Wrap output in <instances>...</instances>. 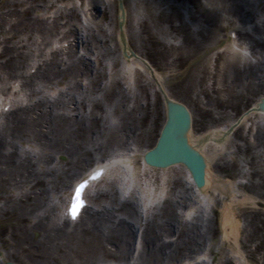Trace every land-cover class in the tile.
<instances>
[{
  "label": "bare ground",
  "instance_id": "obj_1",
  "mask_svg": "<svg viewBox=\"0 0 264 264\" xmlns=\"http://www.w3.org/2000/svg\"><path fill=\"white\" fill-rule=\"evenodd\" d=\"M217 1L219 2V8H222V4L232 5L233 13H237L239 16L243 13L246 15V12L242 10L244 7L243 0ZM48 2L49 0H0V34L7 33L9 35L2 42V44H6L3 50L6 58L0 64V81L4 82L5 79L13 77L16 71L26 62L27 53L21 50L22 46L19 49H15V47L10 45L11 43H16L15 40L18 43L21 42L20 37L22 36L30 40L31 36L35 34L47 38L59 28L56 23L47 25L46 22H40L29 17L30 13L41 10ZM122 2L126 6L125 0H122ZM95 3H97V0H95ZM24 4H27L28 8L21 11L17 10L18 5L23 6ZM116 4V0H114L113 5L115 8L113 9V5L111 6L115 26ZM9 21H12V24L9 25L7 23ZM203 21L213 24L215 30L220 31L221 27H218L217 22L212 19L203 18ZM6 24L9 25V28L8 30H3ZM215 30L213 29V33H215ZM74 31L76 30L74 29ZM71 32L73 33V31ZM125 37L128 39L127 34ZM90 38L92 39L93 37ZM118 50L120 51L119 47ZM70 52L68 50L63 53L68 56L67 62L62 59L59 60L55 55V58L53 57L49 63H46L37 72L35 78L34 76L31 78L26 77L28 80L24 85L29 86L33 81H37L43 86H48L53 83L60 84L63 80L71 81L72 87L70 91L77 89L76 78L86 74L89 66ZM261 57L264 58V54L262 55L261 53ZM129 64L141 65L138 60H130ZM235 73L237 79L242 76L247 82H251L249 81L250 79L258 81L256 90H258V94L261 93L264 96V91H262L264 90V84L263 81L259 80L261 71L258 67L253 66L249 70L236 71ZM164 89L168 92V96L174 97L166 87ZM93 90H96V88H93ZM71 94L72 92L67 93L66 96H70L69 98L71 99ZM104 99L119 117L122 123L120 126H105L104 121L100 118L97 119L96 116H92V119L88 122L82 120L79 122L75 118L55 113L50 108L42 109L41 105L34 108H21L10 115L5 127L0 131V198L3 200V204L0 207V216L9 213L15 216L14 224L17 223L8 232L9 240L5 241L11 253L8 251L7 253H1L0 264L4 259H18L20 257L30 264H63L61 258L55 260L53 257V253L55 254L62 248L59 242L55 241L59 240V238H68L71 235L67 234L61 227L49 229V226L44 222L45 214L40 212L46 209L50 193L58 196L60 192H64L67 182L80 176L85 167L94 158L104 156L109 151L114 152L118 149H123L128 140H132L139 146H145V144L150 142L154 127L161 115L160 112L152 114L149 118V123L145 124L144 120L137 119L135 115L129 117L120 111L117 104H122L125 97L121 94L119 88L113 90L111 95L105 96ZM245 101L247 100L245 99ZM65 104L64 100L58 102V106L63 107ZM232 104L235 105L233 107H237L238 102L236 101ZM95 107L98 109L97 104ZM238 108L239 106L232 109L235 111ZM226 115L228 116V114ZM99 122L102 129L97 125ZM210 122L212 124L208 125L202 133H197L192 142L198 146L207 160L210 161L204 195L207 196L211 192H216L220 196L222 208L219 211V216L208 218L200 221V223L196 222L185 229L181 226L179 230L178 226H175L177 218L173 211V206H178L188 200L187 195H184L185 190L182 189L179 192L178 199L173 202L174 205L169 203L165 218L162 216L164 220H160L159 223L151 221L148 225V231L143 238L142 249L144 255H142L140 264H168L173 260L189 257L195 252L204 250L206 244L214 239L216 230L222 234L218 248L226 247L228 240L232 239L234 252L244 264H248V260L246 262L245 255L241 250L248 248V240L251 234L253 236L256 235L257 238L255 239L261 240L260 243L262 244L259 248L264 245V235L261 233L255 234L259 232L256 227L252 229V233L246 234L244 242L238 239L240 221L234 207L237 205H258V200L257 197L242 190L239 185L236 186L233 180L222 178L216 173L213 162L228 149L227 145L230 137L224 131L229 125L217 127L218 124H213L214 122L211 120ZM92 136H95V138L91 141ZM263 142V134L262 136L260 133L257 134L254 150L262 146ZM28 143H32L39 148L38 158L35 155L31 157L29 154H23L19 151V144ZM7 147L11 150L8 151ZM130 151L133 152L134 150ZM131 152L118 156V160H121L128 169L132 168L135 160V156H132ZM254 153L255 151L251 152L252 157H254ZM52 154L63 155L65 166L60 171H55L52 168H39L38 166L40 165L51 164L53 161ZM32 159H35V162ZM163 174H165L164 171L161 174L162 177H164ZM113 175H121L123 183L127 187L130 186V183L125 182L127 170L119 171L114 169ZM257 176L261 178L260 182H251L252 187L256 190L264 183V176ZM129 177L133 181V174ZM140 179L142 180H139L137 188L139 194L144 197L141 198L144 205L145 201H150L151 199V184L145 174ZM141 182H143L144 188ZM12 186L26 188L29 191H24L21 198H13L8 195V190ZM153 187L154 184L152 183V189ZM161 191L163 189H160ZM1 192H5V194H1ZM154 192L157 194L156 189ZM120 208L129 209L136 213L135 209L128 204L120 206ZM187 208L189 206H186L183 211ZM104 212L108 211L89 214L86 220L80 224L79 237L80 239L85 238L86 243L80 249L86 255L85 264H95L97 260L103 257L125 258L130 253L128 241L129 236L133 232L130 225L122 218H115L114 215L109 216ZM250 215L251 223L256 213H251ZM31 218H34L32 223L29 222ZM243 218L247 225L248 219L245 215ZM178 230L177 239L179 242L173 244L170 241H159V238L166 232L171 231L175 234L174 231ZM34 232H38L39 235H33ZM71 244L73 245L72 241ZM107 245L114 246L117 253L110 250ZM67 246L64 245L65 248ZM61 257L66 259L68 254H63Z\"/></svg>",
  "mask_w": 264,
  "mask_h": 264
},
{
  "label": "rangeland",
  "instance_id": "obj_2",
  "mask_svg": "<svg viewBox=\"0 0 264 264\" xmlns=\"http://www.w3.org/2000/svg\"><path fill=\"white\" fill-rule=\"evenodd\" d=\"M57 1L58 0H53L52 2L54 3ZM146 1L150 5L148 4L145 5L144 3H146ZM169 1L171 0H129L128 6L131 12H130L128 24L130 26V33L132 34L131 43L140 53L145 54L156 65H159L162 62V59L164 63H166V61H168V58L171 55L175 56L176 53H179L180 56H183L182 61L180 62L179 65L177 63L176 67H171L168 69L166 78L168 79V87L171 93L174 95V97L182 101H185L186 104L190 107L192 114H193L195 131L202 132L203 130H205V127L207 125L212 124L210 120L213 122H216V124L218 122H220L219 124H223V123L226 124L227 122L229 123L231 120H234L240 114L242 110H245L247 106L251 105L255 100H257L256 95L258 93V90H256V86H254L257 83V81H254V79H250L249 81L251 82H248V84H246L247 81L245 80L244 77L241 76L239 79H237V76L235 73L236 72L235 70H237V68H234L235 66H231L228 68V70H226L224 77L221 83L218 84V86H214L212 84L213 79H210L208 77L209 75L208 71L211 70L208 68V59L210 58L209 56L213 52L211 51L210 55H208L207 52L210 48H212L214 44L218 42V40H221L222 38H224L225 30L222 32H219L217 29L215 30V26L213 24L204 22L203 18L212 19L213 21L217 22L218 27L220 26V24L224 25L225 27L230 18L232 19L236 18L238 15L232 12V5H228V4L224 5L221 3L223 6L222 8H219V2L217 0H209L205 6L195 5L193 3V0H189L188 2L191 5L186 4L184 6L183 11L172 10L167 13H172L173 15H176L175 18H177L178 16H181L182 20L186 24V28L190 27L191 32H189L188 34L184 33L183 35H186V37L182 36L181 39L175 38L173 43H166L169 41L171 42L172 40L171 32L168 29L167 24L164 21V19L162 17H158L157 14L162 9H165V11L167 10V4ZM179 3L180 2H175V4H179ZM74 10L76 13L80 11V9L78 8ZM108 10L111 11V13L109 14L108 18L106 19L103 25L97 26L95 21H93L92 19H88L86 21L87 23L83 25L86 30V34H87L86 40H89L90 47H92L94 51L96 50V53H98L100 59L102 58L103 64L108 63V61L111 62V60L113 59L112 57L116 58L119 54L117 50L115 51V49H117L116 44H115L116 32L114 31V26H113V15H112L113 12L112 10H110L109 5H108ZM133 14L139 15L140 20L145 21L144 24L141 23L140 26L136 25L135 27H133L132 24L130 23L131 16ZM33 16L35 17V15H33L32 13V17ZM107 25L110 28L109 32H108L109 29H107ZM143 25L146 26V28L145 27L144 28L147 33L144 32ZM99 28L100 29L103 28V31L107 33L108 35H110V36L107 35L108 39L110 40L108 43L104 44V42L100 41L99 37L101 36H99L100 34H97V29ZM213 29L215 30V33H213ZM149 31L153 37H151V35L149 34ZM91 35L93 37L92 39L89 38V36ZM147 35L149 37H147ZM144 37H147V39H144ZM34 39H35V36H33L31 40L34 41ZM248 41H246L245 39V42H248ZM26 45H28L26 48L27 53H28V50L31 44L26 43ZM108 47L113 50L109 49ZM174 47H179V48L175 49ZM164 50H165V53L164 55H162ZM258 50L259 49L257 47L256 49H254V51H258ZM72 52H74L73 49H72ZM184 58L185 60H183ZM197 58L201 59V61L197 62L196 64L191 65L187 70L188 73L186 74L187 75L186 79H184L182 82L178 84L177 80L181 72L187 66H189L191 61ZM257 61L258 59H256V62H253V64H256ZM173 64L174 62L170 63V65H173ZM257 65L263 68L264 61L262 62L259 61ZM89 75L90 74H88V77L84 76L82 78L84 81L87 82V86L86 87L83 86L81 89L83 92H80L78 87H77L78 90L75 89L73 91V93L76 94L74 95V99L75 97H77L78 100L80 99L81 101H84L87 104L90 103L91 100H98L103 107L102 120L108 121V124H109L110 122H113L115 112L113 113L112 108L110 107L109 103L104 100L103 98L104 95L102 96L101 92H95V90H93L94 86H89V83L91 81V80L89 81ZM116 75L117 73L114 74V78L116 77ZM226 76H228L227 79H225ZM91 78H94V77L91 76ZM103 80H105V74L102 71L100 76L95 78L94 85L96 87L99 86V84ZM76 84L77 86H80L79 79H77ZM215 87H218L217 92L213 91V88ZM202 88L208 90V93H209L208 97H204V94L201 91ZM142 91H143V87L140 91V95H143ZM251 93H253L254 95ZM63 95H65V92L59 94L58 98H61V96ZM245 99L247 101H245ZM57 100L58 99L56 100L52 99L51 101H53V103H57L59 102ZM236 101L238 102L236 106L237 107L239 106V108L234 111L232 108H237V107H233L235 105H233L232 103ZM70 105H72V103H70L68 106H64V109L62 110L64 115H68L67 111L72 108ZM161 106H162L161 102H158L156 104L157 108L153 111H152L153 106H149L146 109H139L138 107L134 115H136V117H139L141 121L144 120L145 124H148L149 123L148 117H151L154 111L159 110V112L163 114L161 111ZM204 106H207L206 107L207 109L203 110ZM98 114L101 115L100 113ZM226 114H228V116ZM144 115H146V118H141ZM162 116L160 115L158 119V124L154 127L152 136L150 138L151 139L150 142L145 144V146H148V145L151 146L154 143L156 136L158 134L160 123L162 121V120L160 121ZM246 136H247V133L245 132L244 129L241 128L240 130L236 131L233 134L228 144V149L225 151V154L223 153L221 157L216 158L214 167H215L216 172L219 175H221L222 178H226L229 176L231 177V175L237 172L236 169L239 170V168L241 167V164L243 165V162L250 163L249 166L251 167L252 171L260 172L259 174H256V175L264 176V171H263L264 167H262V155L264 154V150L258 152L257 149L254 150L253 147L249 146L252 152L255 151V159H252L250 155L245 154L243 149H245V147L248 146ZM94 138L95 136H92L91 141ZM19 148L21 152L34 154L36 158H38V155L40 153L39 148H36L34 146H29L26 144L20 145ZM142 148H144V146H140L138 149H142ZM238 150H241V151H238ZM229 152H231V154ZM112 153H113L112 151H109L107 155L105 156H108ZM231 157H234L236 161L235 162L236 166L233 165V163L231 162ZM33 161L35 162V159H33ZM252 161L255 163L254 165ZM46 166L47 165L45 164L44 167L48 168ZM62 166L63 165L61 164L60 168ZM180 176H181V172L175 175L176 181H174V183L172 184V191H170V196L168 198V201L163 203L161 206L153 209L152 210L153 213L150 212L148 214L147 219L145 220L152 221L153 223H159L160 220L161 221L164 220L165 214L163 213H165L167 207L169 206V203L172 202L173 204V202H175L178 199V196H179L177 195L178 192L182 190V186L184 187L186 185L181 180ZM256 177L258 178L257 182H259L261 179L258 176H254L252 177V179ZM185 187L188 190V193L192 191L188 188V186H185ZM17 189L18 187L10 188V193L14 194L13 190H16L15 193L19 192V190ZM244 189L247 190L249 193L253 194L255 197H257L258 198L257 200L260 201V203L258 202V205H254L252 207L248 205L247 206L237 205L234 207L235 213L237 216L240 217L241 220L243 219L244 215L248 219V224L246 225V229L249 234L252 233V229L256 227L259 229V232L255 234L261 233L264 235V183L261 185V187H259L258 190H256L254 187H252L251 181H250V184L244 187ZM51 194L52 193H50V197H51ZM112 204L113 203L110 202L108 207H112ZM116 206H117V202H116ZM180 207H181L180 205L178 207H175L176 215H178L177 211H180ZM251 213L252 214L256 213L257 219H256V216H254L253 220L250 223ZM162 216H164V218ZM0 220H4V222L0 224V234H1L2 228L9 225L10 216L5 215L2 218H0ZM196 220L197 219H195L194 223L196 222ZM241 224H243V221ZM188 226H191V225H188ZM147 231H148V228L146 232ZM170 232L171 231H168L164 234L165 238L166 236L170 235ZM79 233H80L79 230L75 231L74 234H72L68 238L67 243H65V246L67 245L69 246H67L66 248L64 247L65 249H63L62 247L59 251L55 252V255H56V258H54L55 260H58L59 258H61L63 260V264H85L84 259L86 255L80 249L83 246V244H86V243H85V238L80 239ZM243 236L244 234L242 233V237ZM131 238H132V233L129 236L128 247H130ZM255 238H257L256 235L253 236V234H251V237L248 240L249 248H246L247 256L249 257V259L251 260L253 264H264V253L260 255V253L263 252V250H260V249H263L264 245L259 248V251H251L252 249H254L255 245L259 244L258 246H260L262 244L260 243L261 240H258ZM164 240L167 241V238ZM71 241L73 242V245L71 244ZM176 242H179V240H176ZM220 243H221V234L219 232H215L214 239L211 240L207 244V246L210 247L212 258L215 259V261H218L219 264H222L227 259L234 258V254L230 248L234 244H233L232 239H229L228 240L229 247L218 248ZM1 248L5 250L3 246H1ZM112 248L113 247L111 246V249ZM113 252L117 253L116 250H113ZM63 254H68V257H66V259L62 258L61 256ZM142 255L144 254L142 253V249H141L138 253H136L132 257L131 255L130 257L128 255L125 258L116 257L113 259L109 257H103L102 259L97 260L95 264H126L127 262H129L130 264H140V262H142L141 260ZM192 255L194 256L195 254H192ZM53 257H55L54 253H53ZM21 258L22 257H20V259ZM117 258L120 260H118ZM181 259L175 260V261L173 260L171 261V263H168V264H176ZM234 259H236V256ZM234 262L236 264H239L236 262V260H234L231 263L233 264ZM24 263L27 264V262H24Z\"/></svg>",
  "mask_w": 264,
  "mask_h": 264
},
{
  "label": "water",
  "instance_id": "obj_3",
  "mask_svg": "<svg viewBox=\"0 0 264 264\" xmlns=\"http://www.w3.org/2000/svg\"><path fill=\"white\" fill-rule=\"evenodd\" d=\"M122 10V9H121ZM167 105V121L164 127V132L166 134H170V137L174 140V142L181 143L186 140V135L184 130L180 125V116L182 107H175L170 101H166ZM259 107L264 110V99H262ZM183 147V146H180ZM178 153L183 156L182 162H184L187 167L190 169L193 174L198 186H202L203 184V175L205 170V159L194 149L190 148L182 150H178Z\"/></svg>",
  "mask_w": 264,
  "mask_h": 264
},
{
  "label": "snow or ice",
  "instance_id": "obj_4",
  "mask_svg": "<svg viewBox=\"0 0 264 264\" xmlns=\"http://www.w3.org/2000/svg\"><path fill=\"white\" fill-rule=\"evenodd\" d=\"M99 174L100 173L97 172L91 178L95 179ZM85 184H86V182H82L79 186H77V188L75 190V199H74L72 207L69 209V212L73 218H75L76 215L78 214V206L83 207L84 202H83V200L80 199V193H81V189H83L85 187ZM76 201H79V205H77Z\"/></svg>",
  "mask_w": 264,
  "mask_h": 264
}]
</instances>
